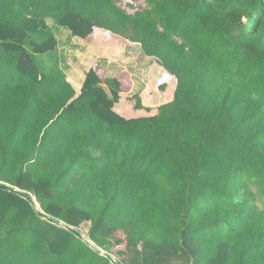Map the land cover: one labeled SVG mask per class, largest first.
<instances>
[{"label":"trees","instance_id":"trees-1","mask_svg":"<svg viewBox=\"0 0 264 264\" xmlns=\"http://www.w3.org/2000/svg\"><path fill=\"white\" fill-rule=\"evenodd\" d=\"M119 1L0 0V182L121 264H264V0ZM49 20L139 45L162 100L98 62L77 97ZM0 264L112 263L0 189Z\"/></svg>","mask_w":264,"mask_h":264},{"label":"rangeland","instance_id":"rangeland-1","mask_svg":"<svg viewBox=\"0 0 264 264\" xmlns=\"http://www.w3.org/2000/svg\"><path fill=\"white\" fill-rule=\"evenodd\" d=\"M119 4L122 8H126L127 10L129 11H132L129 7H128V2L127 1H119ZM141 5H136L137 9L140 7ZM51 24H53V33L54 35L58 34V35H61L63 32H66L71 39H73L74 37L72 36L71 32L69 30H66L64 28H61L59 27L53 20L50 21ZM57 26H56V25ZM51 27V28H52ZM62 36V35H61ZM65 36H63L62 38V46H61V50L59 49L58 53L55 54L57 56L60 57V66L61 68L64 70L65 74H67L68 76V79L69 80H72V76H74L71 68H70V63L73 67L74 65V62H73V53L69 51V47H67V43L72 45L70 39H66L64 38ZM63 41H64V44H63ZM72 48V47H71ZM141 47H138V46H131V51L132 53L130 55H127L126 58H124L123 60L119 61L120 58H118L117 60H114L112 63L108 64L107 68H104L102 67L106 72H105V77L107 76H115L117 75L120 71L119 70H124L125 67L128 68V70H130L132 73V78L134 79L133 81V96L135 95H142L144 89L146 86H148L149 88L151 87H155V88H158L157 87V83H156V80L161 76V75H158V72H154V66L157 64L153 58H149V59H145L144 58V61H143V58L142 60H140V56L142 57H145L142 50L140 49ZM68 49V50H67ZM74 54H75V51H74ZM133 58V59H132ZM39 63L41 62H44L46 61L47 59V56H39L38 58ZM89 71L91 70L90 69V65H89ZM87 70V72L84 74V77L82 79V85H81V88L78 87V92H80L78 96L81 95L82 93V89L84 87V84H85V81H86V78H87V74L89 73V71ZM162 72V71H161ZM78 86V85H77ZM148 88V89H149ZM154 90V88H152ZM153 91L150 92L149 95L148 92H146V96H148V98L145 99V96L143 95V99L142 100H145V104L146 106H155V105H158V103L156 102V98L155 96L152 94ZM135 99V98H134ZM134 104L136 103V101L133 102ZM133 107V106H132ZM88 229H89V226L88 225H85L82 227V231L87 234L88 233ZM117 237H120V238H124V235L122 233H118L117 234ZM125 249V246H122L120 248V250H124ZM117 251V250H115ZM115 257V256H114ZM117 259V258H116Z\"/></svg>","mask_w":264,"mask_h":264},{"label":"crops","instance_id":"crops-1","mask_svg":"<svg viewBox=\"0 0 264 264\" xmlns=\"http://www.w3.org/2000/svg\"><path fill=\"white\" fill-rule=\"evenodd\" d=\"M50 21L51 20L48 21L49 22V26L52 27L53 24H51ZM52 29H53V27H52ZM61 35H58V34L56 35L55 34L57 40L59 41V49L60 50H61V46H62V38H63V36H65L64 38H66V39L72 40L71 41L72 45L67 43V47H69L68 48L69 51L73 53L72 55H73L74 65L72 67V65L70 63V68H71L74 76H72V80H69V79L68 80L73 85L74 89L76 90L77 95L80 94V92H78L77 89H78V87L81 88L82 79L84 77V74L89 69V65H90V69H91L93 64L95 62H98L101 65V67L107 68L108 67L107 65L112 63L114 60H117L118 58H120L119 61H121L124 58H126L127 55H130L132 53L131 46L140 47L137 44H127L124 47L120 46V45H113L112 46L113 47V53H112L111 56L102 57L101 59H98L99 58V48L100 47H99L98 42H97L96 39L92 38L90 41H87V40H83V39H81L79 37H74V36H73L74 38L71 39L70 36L66 32H63ZM63 44H64V41H63ZM74 51H75V54H74ZM139 58H140V60H142V58H143V61H144V58L145 59H149V57H146V56L145 57L140 56ZM153 70H154L155 73L158 72V75H161V76L164 73V69L161 66H159L158 64H156L154 66ZM119 71L120 72L117 75L108 76V77L109 78H115L122 71H127L130 74L132 73L130 70H128L127 67H125L124 70L122 69V70H119ZM131 76H132V74H131ZM158 79L156 80V83H157ZM132 81H134L133 78H132ZM148 88H149L148 86L145 87V89H144V91H143V93L141 95V98L143 97V95L145 96V99L148 98V96L145 95L146 92L148 91ZM152 88H154V90L152 89V91H153L152 94L155 96L156 102H158V100H162V94L158 91V88H155V87H152ZM133 102L130 103L131 105L128 107L129 108L128 112L129 113H134V116H137V117L144 116L145 114L143 112H136L135 113L133 111L134 110V103ZM145 103H146L145 100H143V104L146 106ZM146 107H149V106H146ZM155 107H156V105L155 106H151L150 108H155ZM134 116H132V117H134Z\"/></svg>","mask_w":264,"mask_h":264},{"label":"water","instance_id":"water-1","mask_svg":"<svg viewBox=\"0 0 264 264\" xmlns=\"http://www.w3.org/2000/svg\"><path fill=\"white\" fill-rule=\"evenodd\" d=\"M0 189L6 192H10L13 194H16L18 196H20L21 198H23L24 200H26L29 204H31V206L38 212L39 216L44 219L47 220L49 223L65 228L66 230H68L69 232H71L73 235H75L78 239L84 241L89 247H91L94 251H96L98 254L106 257L107 259L110 260V262L112 264H121L116 257H114L111 254H108L104 251H102L101 249H99L98 247H96L91 240L88 239L87 235L81 231L78 230L74 227L68 226L64 223H62L61 221L52 218L50 216H48L47 214H45L43 211L40 210V205L37 202V199L31 194L28 193L26 191H22L16 187H13L7 183H1L0 182Z\"/></svg>","mask_w":264,"mask_h":264}]
</instances>
